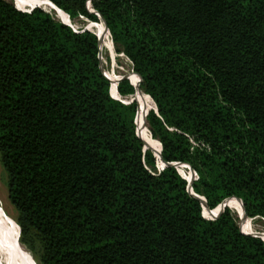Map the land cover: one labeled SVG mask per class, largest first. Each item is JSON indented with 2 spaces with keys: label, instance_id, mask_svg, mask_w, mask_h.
Wrapping results in <instances>:
<instances>
[{
  "label": "trees",
  "instance_id": "trees-1",
  "mask_svg": "<svg viewBox=\"0 0 264 264\" xmlns=\"http://www.w3.org/2000/svg\"><path fill=\"white\" fill-rule=\"evenodd\" d=\"M47 2L99 28L142 94L112 97L120 75L101 72L93 27L0 0V164L19 242L41 264H264V231L230 206L264 221V0ZM116 89L135 94L129 79ZM161 162L192 168L213 212L188 193L192 173ZM228 198L240 206L209 220Z\"/></svg>",
  "mask_w": 264,
  "mask_h": 264
},
{
  "label": "rangeland",
  "instance_id": "rangeland-1",
  "mask_svg": "<svg viewBox=\"0 0 264 264\" xmlns=\"http://www.w3.org/2000/svg\"><path fill=\"white\" fill-rule=\"evenodd\" d=\"M6 1L11 2L13 5L14 3L20 5L22 3V5H24L27 2L26 0H22L19 2L17 0ZM28 7L29 6H22L21 9H27ZM48 13L52 14L53 17L58 20L54 12L49 11ZM58 21L62 22L61 20ZM70 23L73 29H75L76 31H81V29H86L91 22L84 18H78L74 23H72L71 21ZM110 51L113 53L112 56L114 57V59L109 56L107 51H103V53H101V63L104 72H113L120 76H128L129 74H132L131 63L129 62V60L122 56V54H116L113 46L112 49L110 48ZM132 98L133 96H127L122 97L121 99L123 101H130ZM146 127L148 129L147 124ZM154 141L157 142L156 140ZM182 174L184 175V173ZM195 180L196 176L194 177V181ZM6 181V174L0 164V264H41L37 256H34V254L26 246L22 245L19 242L20 229L16 224L19 229L18 234L17 228L13 223H16L17 212L8 200ZM232 213L237 218L238 224H240V221L236 214L233 211ZM251 220L253 229L255 231H257L258 233L264 231V221H259L257 220V218Z\"/></svg>",
  "mask_w": 264,
  "mask_h": 264
},
{
  "label": "water",
  "instance_id": "water-1",
  "mask_svg": "<svg viewBox=\"0 0 264 264\" xmlns=\"http://www.w3.org/2000/svg\"><path fill=\"white\" fill-rule=\"evenodd\" d=\"M89 2H88V7H90V0H88ZM14 6H15V3H14ZM16 7V6H15ZM35 7H38V8H40L39 6H33V7H31L30 8V11L31 10H33ZM56 7V6H55ZM57 8V7H56ZM16 9H17V7H16ZM42 9V8H41ZM58 9V8H57ZM19 10V9H18ZM42 10H44V9H42ZM58 10H60V9H58ZM20 11H22V10H20ZM30 11H25V12H30ZM45 11V10H44ZM63 12V11H62ZM91 12H94V11H92L91 10ZM95 13V12H94ZM96 14V13H95ZM66 17H67V20H68V23H65V22H63L62 20V23H64V24H66V25H68V26H70L71 28H72V26L70 25V20H69V17H68V15L66 14ZM98 18H99V20H100V23H102L103 25H104V28L106 29V31L108 32V34H109V31H108V28H107V26H106V24H105V22H104V20L98 15ZM73 29V28H72ZM75 32H77L75 29H73ZM84 30H86V31H89V32H92L91 30H89L88 28H86V29H84ZM83 31V30H82ZM96 35V34H95ZM97 36V35H96ZM97 38H98V42H99V51H98V60H99V68H100V70H101V72L108 78V80L111 82V80H110V78H109V76L104 72V70H103V67H102V63H101V50H100V40H99V37L97 36ZM110 41H111V39H110ZM111 43H112V41H111ZM113 44V43H112ZM123 56V55H122ZM133 75H135L136 77H137V82L135 83V84H133L134 86H135V94L133 95V98L130 100V101H128V102H122V103H124V104H129V103H132L133 101H135L136 102V100L134 99V97H135V95H136V93H139V92H141L140 90H139V88H138V76L135 74V73H132ZM123 79H129L130 80V78H129V76H120V78L118 79V81L116 82V84H115V90H116V92H117V84L121 81V80H123ZM110 91H111V87H110ZM113 98L114 99H117V98H115L114 96H113ZM120 101V100H119ZM137 103V102H136ZM153 110H156L155 109V105H154V108H152ZM151 110V109H150ZM146 114H147V112L145 113V116H146ZM135 120H136V117H135ZM134 124L136 125V123H135V121H134ZM136 135H137V137H139L138 136V134H137V129H136ZM140 138V137H139ZM141 139V138H140ZM142 140V139H141ZM143 141V140H142ZM158 142V141H157ZM159 143V142H158ZM145 144V143H144ZM146 148H149L146 144L144 145V149H146ZM160 153V151L158 152V154ZM155 157H156V159L159 161V158H158V155L156 156L155 155ZM161 164V166L159 167V165H158V170H162L165 166H174L175 168H178V167H181V166H186L187 167V169L190 171V173H192V180L191 181H187V191H188V193L189 194H191L192 196H194L195 198H197L199 201H200V203H201V205H202V207L204 208H207L206 207V204H205V199L203 198V197H200V196H198V195H196L194 192H193V190H192V183L194 182V177L196 176V173H195V171L192 169V168H190L189 166H187V165H184V164H180V163H164V162H161L160 163ZM179 172V171H178ZM197 180V179H196ZM230 199H234V200H237L236 198H228V199H226V200H224L218 207H220V206H222V208L223 207H225V204H224V202L225 201H227V200H230ZM238 201V200H237ZM239 202V201H238ZM217 207V208H218ZM216 208V209H217ZM230 209V208H229ZM207 210L209 211V212H213V210H209L208 208H207ZM215 210V209H214ZM242 210H243V214H244V216L245 217H247V215H246V213H245V211H244V209H243V207H242ZM220 212L221 211H219L218 213H216L215 215H214V217L213 218H210L209 220H214V219H216L218 216H219V214H220ZM204 217V216H203ZM205 218V217H204ZM205 219H207V218H205ZM251 220V219H250ZM239 226H240V224H239ZM18 231H19V229H18ZM247 234H249V235H252V236H255V237H258V238H261L262 240H263V238H262V236H261V234H259V233H247Z\"/></svg>",
  "mask_w": 264,
  "mask_h": 264
},
{
  "label": "bare ground",
  "instance_id": "bare-ground-1",
  "mask_svg": "<svg viewBox=\"0 0 264 264\" xmlns=\"http://www.w3.org/2000/svg\"><path fill=\"white\" fill-rule=\"evenodd\" d=\"M27 1V0H26ZM33 2H35V1H33ZM33 2H31V3H33ZM39 2H41L42 3V5L47 9V11L49 12V11H52V12H54L55 13V15H58L50 6H49V4H48V2H47V0H39ZM31 3L29 4V7L27 8V9H29L30 8V5H31ZM11 4V3H10ZM22 4V3H21ZM19 7H17V9H18ZM19 10H22L21 8H19ZM30 11V10H29ZM61 11V10H60ZM65 14V13H64ZM68 22V21H67ZM71 24V23H70ZM78 24V23H77ZM89 28H92L93 27V25H91V24H89V26H88ZM94 28V30L95 31H97V33H98V35H99V38H101V33H100V29L99 28H97V27H93ZM107 47V49H108V51H107V53L110 55V57L111 58H113L114 59V57L112 56V52L110 51V48L108 47V46H106ZM127 70V69H126ZM122 71V70H121ZM127 72V71H126ZM129 77L130 76H132L131 78H130V80H132V83L133 84H135L136 82H137V78L135 77V75H132V74H129L128 75ZM111 91H112V84H111ZM110 91V92H111ZM115 91V93L117 94V96L119 95L117 92H116V90H114ZM137 94V93H136ZM142 94V92H140V95ZM111 95H112V93H111ZM139 99L140 98H138V102H139ZM142 122H143V124H144V126L146 125V121L145 120H142ZM146 127V126H145ZM155 148L157 149L158 148V143L157 142H155ZM155 148L153 149V151L155 150ZM159 165V167L161 166V164H158ZM178 171H179V173L182 175V176H184V178L186 179V177H185V173H187V172H190L188 169H187V167L186 166H181V167H178ZM182 173H184V175L182 174ZM230 200H234V199H230ZM227 201H229V200H227ZM227 201H225L224 202V204L227 202ZM236 203H238L236 200H234ZM238 205H239V203H238ZM230 206L234 209V212H235V214H236V216L238 217V219H239V221L241 222V223H246V224H249V225H251L252 226V220H250V219H247V220H244V219H242L241 217H239L238 215H237V211H236V209H235V206L231 203L230 204ZM240 206V205H239ZM225 207H227L226 205H225ZM205 208V207H204ZM204 208H203V213H204ZM222 208V206H220V207H218L216 210H214V211H216V213H218L219 211H220V209ZM228 208V207H227ZM206 209V208H205ZM242 210V209H241ZM207 218V217H206ZM207 219H209V218H207ZM14 223V225L16 226V224H15V222H13ZM16 228H17V226H16ZM257 228H258V226H257ZM244 229H246V228H244ZM247 230V229H246ZM17 231H18V229H17ZM18 234H19V231H18Z\"/></svg>",
  "mask_w": 264,
  "mask_h": 264
},
{
  "label": "built area",
  "instance_id": "built-area-1",
  "mask_svg": "<svg viewBox=\"0 0 264 264\" xmlns=\"http://www.w3.org/2000/svg\"><path fill=\"white\" fill-rule=\"evenodd\" d=\"M78 32V31H77ZM113 97V96H112ZM117 99L116 100H120V102L122 101V102H128V101H123L121 98V96L120 95H118V97H116ZM196 179H197V176H196Z\"/></svg>",
  "mask_w": 264,
  "mask_h": 264
}]
</instances>
